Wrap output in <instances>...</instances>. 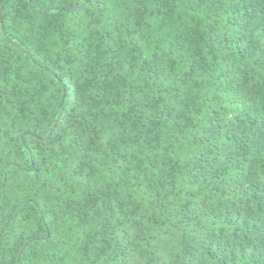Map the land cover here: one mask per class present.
I'll list each match as a JSON object with an SVG mask.
<instances>
[{"label": "trees", "instance_id": "trees-1", "mask_svg": "<svg viewBox=\"0 0 264 264\" xmlns=\"http://www.w3.org/2000/svg\"><path fill=\"white\" fill-rule=\"evenodd\" d=\"M0 264H264V0H0Z\"/></svg>", "mask_w": 264, "mask_h": 264}, {"label": "snow or ice", "instance_id": "snow-or-ice-1", "mask_svg": "<svg viewBox=\"0 0 264 264\" xmlns=\"http://www.w3.org/2000/svg\"><path fill=\"white\" fill-rule=\"evenodd\" d=\"M59 131H60L61 135H69V134H71V135H75V129H74V128L70 129V132H66V131L64 130V126H61V127L59 128Z\"/></svg>", "mask_w": 264, "mask_h": 264}]
</instances>
